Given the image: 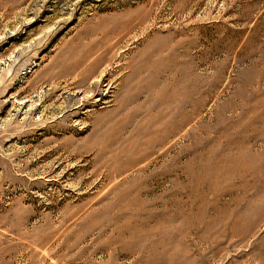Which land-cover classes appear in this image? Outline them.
I'll use <instances>...</instances> for the list:
<instances>
[{"label":"rangeland","instance_id":"374dc122","mask_svg":"<svg viewBox=\"0 0 264 264\" xmlns=\"http://www.w3.org/2000/svg\"><path fill=\"white\" fill-rule=\"evenodd\" d=\"M0 264H264V0H0Z\"/></svg>","mask_w":264,"mask_h":264},{"label":"bare ground","instance_id":"6f19581e","mask_svg":"<svg viewBox=\"0 0 264 264\" xmlns=\"http://www.w3.org/2000/svg\"><path fill=\"white\" fill-rule=\"evenodd\" d=\"M75 10V9H74ZM73 11V10H72Z\"/></svg>","mask_w":264,"mask_h":264}]
</instances>
